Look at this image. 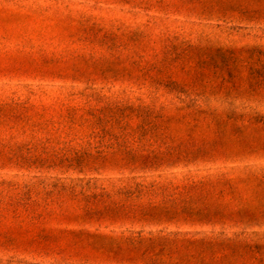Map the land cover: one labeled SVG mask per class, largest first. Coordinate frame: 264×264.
<instances>
[{"label":"rangeland","instance_id":"rangeland-1","mask_svg":"<svg viewBox=\"0 0 264 264\" xmlns=\"http://www.w3.org/2000/svg\"><path fill=\"white\" fill-rule=\"evenodd\" d=\"M0 264H264V0H0Z\"/></svg>","mask_w":264,"mask_h":264}]
</instances>
